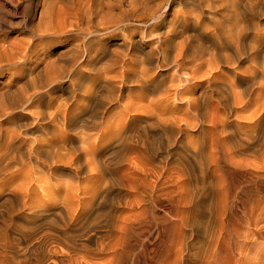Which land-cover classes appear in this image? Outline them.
Wrapping results in <instances>:
<instances>
[{"label": "bare ground", "instance_id": "obj_1", "mask_svg": "<svg viewBox=\"0 0 264 264\" xmlns=\"http://www.w3.org/2000/svg\"><path fill=\"white\" fill-rule=\"evenodd\" d=\"M39 5L34 37L0 44V264H193L186 239L162 253L189 166H227L223 192L264 214V0ZM246 245L236 264H261Z\"/></svg>", "mask_w": 264, "mask_h": 264}, {"label": "rangeland", "instance_id": "obj_2", "mask_svg": "<svg viewBox=\"0 0 264 264\" xmlns=\"http://www.w3.org/2000/svg\"><path fill=\"white\" fill-rule=\"evenodd\" d=\"M178 4L177 3L169 4L168 8L165 9L166 12L164 13V15L167 14L166 16L169 17L170 12L172 9H174L173 7L175 5L177 6V7H175V9L182 6V5L180 6V4L179 5ZM40 10H41V5H39V0H21V1L20 0H17V1L16 0H0V38H1L0 44L4 43L6 41L8 43H12V44L16 43V44L22 45V43L24 41L32 39L34 37V34H31L27 30L33 25V23H35V21L37 19V15L39 14ZM27 13H28V15H27ZM135 24H137L139 26L142 25L141 22H139V21H136ZM24 38L25 39L27 38V39L25 40ZM116 38H120V37L116 36ZM116 38L113 39L114 42L120 41V39L117 40ZM14 40H15V43H14ZM18 41H20V42L17 43ZM57 42L58 41H54L53 43L57 44ZM53 43L51 44L53 52H54V50H58V51L63 52L69 46V45H58V47H59L58 48V47H56V45L53 47ZM56 55H57L56 57H58V54H56ZM22 65H20L19 68L17 66L14 69L15 70L20 69V67L24 68V66H22ZM11 71H13V70H11ZM11 71L10 72L7 71L6 72L7 74L5 73L3 75H0V85L3 84L1 80H3V79L5 80L7 78L11 79V77H13V72H11ZM169 72H171V71H169ZM61 93L62 92L60 90H58L53 95L57 96V95H60ZM175 102H177V104L180 105V101L177 100ZM116 108H118V107H116ZM192 132L194 133L195 131H192ZM233 165L235 166V164H233ZM217 166L218 165H211L212 168L210 167L209 168L210 170H208V171H202V168L200 170V168L198 169L196 167L193 168V167L189 166L187 168V171H185V168H184V171H182L183 173L186 172L187 173L186 175H185V173L183 175H181L182 173H176V175L172 174V176H169V182H170V180H172L170 182L172 185L169 188L170 197L174 200H176V198L178 197L179 200H177L176 202H181L182 200H184V197L186 196V194H185L186 191L184 189V187H186V189L188 188L187 191L189 190L188 195L190 194V192H191L190 195H194L193 196L194 203L192 205L190 204L191 205V211H190L191 216L189 215L188 224L182 225L183 226L182 229L180 228V226H181L180 224H178L179 226L177 224H171L172 227L170 226V228L166 234V239H167V244L165 246L166 248L164 247L165 250L163 249L162 253L166 254L168 256V258H170V260H171L170 262H173L174 256L176 255L175 250H177L179 247L178 239H177V242H175L174 240H176L175 238L179 237V241L186 239L183 241V243L185 242V244H187L188 246L187 245L185 246V244H183V246L185 247V252H187L190 255V258L194 262L193 264H200V262H202V261L205 262V264L206 263L207 264H215L217 256L223 257L225 264H236L235 259L237 260L239 257V254H238L239 248L236 247V241H237L239 243L245 242V245L248 244V245H246V248H244V250H243L244 254L247 253L246 255H248L250 253L249 254L250 256L253 255L254 258L256 257V259L259 258L262 262L261 264H264V214H262L260 216L261 219L259 218V216H257V218H258L257 220H256V218H254L253 219L254 221H251V223H249L250 225L247 223L246 217L237 208L238 206L237 207L234 206L236 204L232 200V196L230 197L227 194L228 192L226 193V190L223 192L224 187H222V186L225 185L227 178H228L227 171L225 170L227 168V166H225V168L223 167L224 170L219 169V166L218 167ZM252 168H254V167H252ZM188 170H189L190 174H188ZM193 171H195V172H193ZM223 171H225V172H223ZM193 174H195V175H193ZM220 174L225 176V177L223 176L224 179L222 178V175L220 178ZM174 175L175 176L178 175L177 176L178 179L175 178ZM184 175H185V179L188 178V179H186L187 181L183 178ZM192 175H193V177H191ZM195 176L198 178L199 181L203 182V184H206V183L209 184L210 183L209 185H211V186L206 184V185H203L202 188L199 187L200 189L199 188L197 189V187L194 185L195 184V182H194ZM173 177H174L175 182L173 180ZM180 178H183V179L181 180ZM189 178L191 180H189ZM210 179H211V182H209ZM178 180L179 181L185 180L186 184L177 185V183L178 184L181 183ZM220 180H221V182H219ZM262 180H263L262 182L264 184V178H262ZM185 181L183 183H185ZM243 181L245 183V180H243ZM222 182L224 183V185H222L223 184ZM187 184H189L190 187L189 186L187 187ZM172 186H174L175 188H172ZM178 186L180 187L179 189H178ZM209 187H210V189H209ZM203 188H204V190H203ZM211 188H212V191L210 192ZM219 188L222 190H220ZM201 189L204 192H202ZM174 190H176V191L174 192ZM195 190H197V191H195ZM219 190L222 192L221 194L223 196L220 194ZM171 191H173V192H171ZM179 191L181 192V194ZM218 191H219V193H218ZM174 195H176L177 197ZM198 196H199V198H198ZM201 196H203V197H201ZM207 196H208V198H207ZM225 198H226V200H225ZM222 204H225V206ZM194 205H196V206L194 207ZM198 207H199V211H197ZM160 213H162V212H160ZM193 213H194V215H193ZM254 215L255 214H253L252 218L254 217ZM172 218H174V217H172ZM190 222H191V224H190ZM178 227H179V229H181L182 234H180L181 231L176 230V229H178ZM248 230H249V232L250 231L251 232L248 233L247 232ZM178 232H180V233H178ZM156 236H157V230H155L153 232L151 241H154ZM172 239H173V241H172ZM240 240H241V242H240ZM176 243H177V246H176ZM188 248H190V249H188ZM257 249L259 250L258 252L256 251ZM245 250H247V251H245ZM191 254H192V256H191ZM246 255L242 256V258L245 257L244 260H246Z\"/></svg>", "mask_w": 264, "mask_h": 264}]
</instances>
